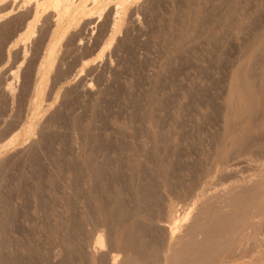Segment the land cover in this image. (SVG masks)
Wrapping results in <instances>:
<instances>
[{
  "label": "rangeland",
  "instance_id": "rangeland-1",
  "mask_svg": "<svg viewBox=\"0 0 264 264\" xmlns=\"http://www.w3.org/2000/svg\"><path fill=\"white\" fill-rule=\"evenodd\" d=\"M65 1L72 20L20 8L33 23L22 45L10 44L20 22L0 24V264H107L101 254L128 248L136 264H160L197 199L264 176V0ZM59 16L69 27L52 36ZM263 206L249 220L238 211L213 264H264Z\"/></svg>",
  "mask_w": 264,
  "mask_h": 264
},
{
  "label": "bare ground",
  "instance_id": "bare-ground-1",
  "mask_svg": "<svg viewBox=\"0 0 264 264\" xmlns=\"http://www.w3.org/2000/svg\"><path fill=\"white\" fill-rule=\"evenodd\" d=\"M60 1V0H59ZM62 2H63V0H61ZM55 2V3H54ZM64 2H66L65 0H64ZM63 2V3H64ZM104 2H105V0H97V1H95V3L100 7V8H102V4H104ZM57 3V0L56 1H54V0H0V15L2 16V14H3V16H2V18L0 17V24L1 23H5V21L7 22H9V24H7V25H13L14 23L16 24L17 22H20V24H18L19 25V27H18V25H16L17 26V28H15V30L12 32V37H15V35L14 34H17V32H19V31H21L22 29L23 30H25V32H23L22 33V31H21V33H20V35L18 36L17 35V37H16V40H14L12 37V41H14L13 43H11L10 41H7V42H10V44H13L14 46H19V45H22L23 43H22V41H24L23 40V37L26 35V34H28V33H30V32H27V31H29V30H31L32 28H33V23H32V21H27L28 23H26V25H24L23 23H21V21H20V19H23V18H21V17H23L22 16V14H19V12L21 11L20 10V8H22L24 5H25V7H28L29 8V13H27L28 12V9H27V12H25V13H27V15L26 16H28L29 14H30V16H28V18L30 17L31 18V20L32 19H34V18H38V17H40L41 15V11H40V9H43L44 7H46V10H48L49 9V11H50V9L52 8V10H51V14H52V16H51V19L52 18H55V16H57L58 14H62V17H63V15L65 14V16L67 17V19L68 18H70V17H72L71 16V14H73L72 12H71V10H70V8H68L67 7V5H65V6H60V5H58L59 3H57V5H58V8L59 7H61V8H56L57 6H55L54 4H56ZM55 6H53V5ZM42 5V7H40ZM51 5L53 6V7H51ZM63 5V4H62ZM24 7V8H25ZM54 8V9H53ZM71 8H73L72 6H71ZM137 8V7H136ZM23 9V8H22ZM32 11H31V10ZM20 10V11H19ZM25 10V9H24ZM74 10H76V7L74 8ZM78 10H81V11H83L81 8H79ZM77 10V11H78ZM73 11V10H72ZM81 11H79V14H83V15H85V13H82ZM22 13V12H21ZM71 13V14H70ZM50 14V15H51ZM21 15V16H20ZM48 16H49V14H47ZM101 16H103V14L101 13L100 14ZM45 17H47V16H45ZM60 17V18H59ZM55 21V27H56V30L55 31H53L52 32V36L53 35H55V34H57V33H59V30L60 29H62V28H67V27H69V20H66L65 18L66 17H64V18H62L61 16H59ZM100 17V16H99ZM27 17H25V20L26 19H28ZM62 18V19H61ZM96 18V17H95ZM42 19V18H41ZM73 19H74V17H73ZM87 19V21H88V23L87 24H90L91 23V25H92V20L94 19V17L92 16V18L90 17V18H86ZM47 20H48V18H47ZM50 20V19H49ZM70 20H72L71 18H70ZM84 19H82V21H83ZM23 21V20H22ZM45 21V20H44ZM74 21V20H73ZM86 21V22H87ZM40 22V21H39ZM70 22H72V21H70ZM83 22H85V21H83ZM85 22V23H86ZM41 23V22H40ZM96 23V22H95ZM73 24V23H72ZM81 24V23H80ZM79 24V25H80ZM84 24V23H83ZM86 24V25H87ZM97 24V23H96ZM2 25H4V24H2ZM7 25H4V26H2V27H4L5 29H6V27L5 26H7ZM43 25V24H42ZM15 26V27H16ZM113 26L114 27H112V31L114 32V31H116L118 28H119V22L117 21L116 23H115V25L113 24ZM116 26V27H115ZM40 27V26H39ZM91 27V26H90ZM10 28V27H9ZM36 28V27H35ZM35 28H34V30H35ZM8 29V28H7ZM40 30V29H39ZM69 30H70V28H69ZM36 31V30H35ZM58 31V32H57ZM62 31H65V30H63L62 29ZM71 31H73V30H70L69 32H71ZM7 32V31H6ZM5 32V33H6ZM15 32V33H14ZM34 31H32V33H33ZM40 32V31H39ZM112 32V33H113ZM8 33V32H7ZM37 33V32H36ZM35 33V34H36ZM0 34H2V33H0ZM9 34V33H8ZM38 34V33H37ZM61 35H62V33H61ZM60 35V36H61ZM1 36H3V35H1ZM8 36L9 35H7V38H8ZM29 36V35H28ZM57 36V35H56ZM10 37V36H9ZM10 38V39H11ZM25 38V37H24ZM26 38H27V36H26ZM39 38H41V35H40V37ZM61 38H63V36H61ZM260 38V37H259ZM9 39V38H8ZM9 39V40H10ZM55 39H57V38H55ZM38 40V39H37ZM3 41H5V40H3ZM59 41H61V39H59ZM58 41V44L60 43ZM68 41V40H67ZM257 41V40H256ZM264 41V40H263ZM54 42H56V41H53V43ZM34 43V42H33ZM52 43V45L50 46H48L46 49L48 50V52H46L44 55H45V57H44V59H46L47 60V64H48V66L50 67V65H51V62H52V59H53V55H54V53H55V44H53ZM66 43V42H65ZM262 43H264V42H262ZM5 44V43H4ZM9 43H7V48H6V54L8 55V54H10V52H8L9 50H12V47H13V45H10ZM26 44V43H25ZM9 46V47H8ZM65 46V45H64ZM62 47V46H61ZM17 47H15V49H16ZM9 49V50H8ZM14 49V48H13ZM13 51V50H12ZM57 51V50H56ZM91 51V50H90ZM96 51V50H95ZM101 51V50H100ZM62 52H63V50H62ZM63 54V53H62ZM65 54V53H64ZM106 54V53H105ZM104 54V55H105ZM90 55V54H89ZM95 55V54H94ZM107 56V55H106ZM109 56V55H108ZM104 57V56H103ZM110 57V56H109ZM8 58V57H7ZM75 58V57H74ZM105 58V57H104ZM23 59V58H22ZM23 60H25V58L23 59ZM106 60V59H105ZM60 61V60H59ZM85 61V60H84ZM21 62V61H20ZM22 62H24V61H22ZM59 63H61V62H59ZM45 64V60L43 61V63L40 65V68L38 69V72H37V77L39 78V74H42V73H44L45 71H43L42 72V69H43V65ZM21 65V64H20ZM59 65V64H58ZM67 65V64H66ZM22 66V65H21ZM20 66V67H21ZM45 66V65H44ZM60 66V65H59ZM58 67V66H57ZM75 67V66H74ZM42 68V69H41ZM57 69V68H56ZM90 69H92V68H90ZM43 70H45V69H43ZM86 71H88V70H86ZM54 72V71H53ZM57 72H58V70H57ZM13 73V72H12ZM67 73H69V72H67ZM70 73H71V71H70ZM74 73V72H73ZM14 74V73H13ZM60 74V73H59ZM12 74H11V72H10V76H11ZM44 77H45V73L44 74H42ZM57 75H58V73H57ZM67 75V74H66ZM81 75V74H80ZM9 76V75H8ZM9 76V77H10ZM13 76V75H12ZM62 76V75H61ZM65 76V75H64ZM59 77V76H58ZM57 77V78H58ZM79 77V76H78ZM248 77H249V75H248ZM38 78H37V80H38ZM43 77H41L40 79H42ZM60 78V77H59ZM250 78V77H249ZM11 79H12V77H11ZM39 79V80H40ZM81 79V78H80ZM9 80H10V78H9ZM15 80V79H14ZM45 80H46V78H45ZM13 81V80H12ZM82 81V80H81ZM80 81V82H81ZM246 81V80H245ZM40 82V81H39ZM38 82V83H39ZM58 83V82H57ZM250 83V82H249ZM36 84V83H35ZM84 84V83H83ZM251 84V83H250ZM255 84H257V83H255ZM41 85H42V82H40L39 83V85H36V87H34V89L38 92L39 90H40V88H41ZM244 85H246V84H244ZM249 85V84H248ZM56 86V85H55ZM73 86V85H72ZM254 87V86H253ZM258 87V86H257ZM69 88V87H68ZM70 88H71V86H70ZM79 88H81V87H79ZM83 88V87H82ZM88 88V87H87ZM65 89V88H64ZM67 90V89H66ZM87 90V89H86ZM34 91V90H33ZM35 91V92H36ZM43 91V90H42ZM42 91H41V93H42ZM73 91V90H72ZM89 91V90H88ZM9 92V91H8ZM90 92V91H89ZM10 94V93H9ZM34 95H36V94H34ZM64 96H65V93L63 94ZM250 95V94H249ZM8 96V95H7ZM16 96V95H15ZM253 96V95H252ZM63 97V96H62ZM249 97V96H248ZM35 100V102H36V99H34ZM261 101V100H260ZM47 102V101H46ZM254 102V101H253ZM261 103V102H260ZM254 105V104H253ZM35 106V105H34ZM38 106H41V105H38ZM230 108V107H229ZM264 109V108H263ZM229 111V110H228ZM35 112V111H34ZM258 112V111H257ZM260 113V112H259ZM258 114V113H257ZM231 115V114H230ZM48 116V115H47ZM247 116V115H246ZM263 116V115H262ZM39 117V116H38ZM37 117V118H38ZM260 119V118H259ZM28 120V119H27ZM34 120V119H33ZM244 120V119H243ZM9 121V120H8ZM7 122V121H6ZM45 122V121H44ZM9 123V122H8ZM15 123V122H14ZM13 123V124H14ZM36 123H37V121H36ZM38 123L40 124V122H39V119H38ZM240 123V122H239ZM239 123H237V124H239ZM42 124V123H41ZM47 124H48V122H47ZM235 124V123H234ZM250 124V123H249ZM38 125V124H37ZM44 126H45V124H43ZM260 125V124H259ZM7 126H9L8 124H7ZM18 126V125H17ZM35 127H33V128H37L36 127V124L34 125ZM31 127V125H29V128ZM257 127H259V126H257ZM6 128V127H5ZM12 128V127H11ZM8 129V128H7ZM14 129V128H13ZM17 129V128H16ZM10 130V129H9ZM12 131V130H11ZM17 131V130H16ZM34 131V130H33ZM231 131V130H230ZM31 132H32V130H31ZM2 133H3V131H2ZM6 132H4L3 134H5ZM12 133H13V131H12ZM31 134H33V132L31 133ZM35 134V133H34ZM38 134V133H37ZM36 134V135H37ZM8 135V134H7ZM124 135V134H123ZM2 136H4V135H2ZM6 136V135H5ZM13 136V135H12ZM228 136V135H227ZM8 137V136H7ZM14 137V136H13ZM29 137V136H28ZM39 137V136H38ZM37 137V138H38ZM1 138H3V137H1ZM133 139V138H132ZM1 140V139H0ZM12 140H13V138H12ZM14 140H15V138H14ZM35 140V139H34ZM248 140V139H247ZM7 141H9V140H7ZM6 141V142H7ZM221 141H222V139H221ZM11 142V141H10ZM33 143V142H32ZM3 144V143H2ZM35 144V143H34ZM5 145V144H4ZM7 145V144H6ZM12 144H10V146H11ZM1 146V145H0ZM3 147V146H2ZM2 147H0V148H2ZM6 147V146H5ZM4 147V148H5ZM8 147V146H7ZM28 147V146H27ZM27 147H25L26 149H27ZM237 147V146H236ZM24 148V149H25ZM28 149H29V147H28ZM237 150V149H236ZM16 151V150H15ZM27 151V150H26ZM20 152V151H19ZM17 153V152H16ZM23 153V152H22ZM21 154V153H20ZM9 156H11V155H9ZM5 159V158H4ZM12 159V158H11ZM5 161H7L6 159H5ZM87 162V161H86ZM4 164V163H3ZM90 164H91V162H90ZM261 165V164H260ZM258 166V165H257ZM90 167V166H89ZM253 169V168H252ZM251 169V170H252ZM255 169V168H254ZM256 170V169H255ZM92 171H94V170H92ZM96 171V170H95ZM94 171V172H95ZM248 171V170H247ZM89 172H91V171H89ZM88 174V173H87ZM244 174V173H243ZM260 174V173H259ZM94 175V174H93ZM245 175V174H244ZM253 176H255V175H253ZM94 177V176H93ZM243 177V176H242ZM68 179V178H67ZM93 179V178H92ZM234 179V178H233ZM249 179V178H248ZM251 179V178H250ZM238 180V179H237ZM247 180V179H246ZM71 181V180H70ZM93 181V180H92ZM235 181H236V179H235ZM242 181V180H241ZM69 182V181H68ZM244 182V181H243ZM90 183V182H89ZM232 183V182H231ZM70 185V184H69ZM69 185H68V187H69ZM73 185V184H72ZM231 184H229V186H230ZM71 187V186H70ZM225 187H226V185H225ZM235 187H236V185H235ZM65 188H67V187H65ZM64 188V189H65ZM72 188V187H71ZM230 189V188H229ZM194 190V189H193ZM223 190V189H222ZM226 191V190H225ZM225 191H223L224 193H225ZM193 192V191H192ZM213 192H214V190H213ZM220 192V191H219ZM205 193H207V192H205ZM218 194V193H217ZM215 195V194H214ZM209 196V197H205L204 198V200H202V201H198L197 202V200H196V202H194L195 204H196V206L195 207H193V209H190L189 211H186L185 213L183 212V216L181 217V219H179V220H177V221H175V222H173L174 223V225H171V226H173V227H171V228H169V231H170V241H169V246H167V248L165 249V250H163V260H162V262L160 263V264H213L212 262H215L214 260H213V258L214 257H218L219 256V258L222 256L221 254H223V252L227 249V247L229 246V249H230V247H232V246H230L231 245V241H226L225 240V237L227 236V234L229 233V229L231 230V228L233 227V223H231V221L233 220V218H235L236 216L238 217V211L239 210H241L242 209V213L241 214H245V218L246 219H250V218H253L254 216H255V214H256V211L254 210L255 209V207H254V203L257 201V200H260V201H262V202H264V176H259V177H257L255 180L253 179V181L252 180H250L248 183H246V184H242L241 186H239V187H236V188H232V190L231 191H226V193L225 194H222V195H216V196ZM197 196V195H196ZM199 196V195H198ZM197 196V197H198ZM201 197V196H200ZM199 197V198H200ZM162 199V198H161ZM164 199V198H163ZM200 199H203V198H200ZM199 199V200H200ZM165 200V199H164ZM193 200H194V197H193ZM192 200V201H193ZM160 201V200H159ZM161 203V202H160ZM187 205V204H186ZM210 205H214V206H212L214 209H213V211L211 212V210L212 209H210V208H207V206H210ZM192 206V205H191ZM191 206H190V208H191ZM264 207V206H263ZM116 208V207H115ZM165 208V207H164ZM163 208V209H164ZM154 209V208H153ZM183 209H184V207H183ZM257 209V208H256ZM149 210V209H148ZM209 210V211H208ZM68 211V210H67ZM152 212V211H151ZM160 212V211H159ZM164 212V211H163ZM240 212V211H239ZM161 213V212H160ZM237 214V215H236ZM149 215V214H148ZM154 215V214H153ZM177 215H178V213H177ZM236 215V216H235ZM123 216V215H122ZM162 216H164L163 214H162ZM161 216V217H162ZM241 216V215H240ZM112 217V216H111ZM125 217V216H124ZM156 217V216H155ZM90 218V217H89ZM109 218V217H108ZM108 218H107V220H108ZM114 218V217H113ZM110 219V218H109ZM118 219V218H117ZM116 219V220H117ZM113 220V219H112ZM123 220V219H122ZM124 220H125V218H124ZM236 220V219H235ZM93 221V220H92ZM91 221V222H92ZM99 221V220H98ZM120 221V220H119ZM234 221V220H233ZM243 221V220H242ZM94 222V221H93ZM92 222V223H93ZM103 222V221H102ZM105 222H107V221H105ZM104 222V223H105ZM113 222H115V221H113ZM246 222H247V220H246ZM146 223V222H145ZM235 223V222H234ZM97 224H99V223H97ZM109 224V223H108ZM111 224V223H110ZM144 224V223H143ZM163 224V223H162ZM241 224V223H240ZM240 224H238L237 225V227L240 225ZM246 224V223H245ZM245 224H244V227H245ZM101 225V224H100ZM103 226L105 225V224H102ZM100 226V227H103V226ZM113 225V224H112ZM140 225H141V223H140ZM145 225V224H144ZM157 225V224H156ZM158 226H159V229H161L162 227L165 229L166 228V226H163V225H161V224H158ZM157 226V227H158ZM105 227V226H104ZM109 227V226H108ZM130 227V226H129ZM144 227V226H143ZM148 227V226H147ZM161 227V228H160ZM243 227V226H242ZM96 228H98V227H96ZM128 228V227H127ZM130 228H132V227H130ZM130 228H128V229H130ZM162 228V229H163ZM168 228V227H167ZM240 228V227H239ZM257 228V227H256ZM101 229V228H100ZM106 230H107V228H105ZM109 229V228H108ZM112 229V228H111ZM120 229V228H119ZM127 229V230H128ZM134 229V228H133ZM138 229H141V227L140 228H138ZM153 229V228H152ZM236 229H238V228H236ZM236 229H235V231H236ZM244 229V228H243ZM249 229V228H248ZM247 229V230H248ZM110 230V229H109ZM126 230V228H125V231H127ZM137 230V229H136ZM148 230V229H147ZM146 230V231H147ZM150 230V229H149ZM167 230V229H166ZM165 230V231H166ZM238 230H240V229H238ZM254 230V229H253ZM96 231V230H95ZM101 231H102V229H101ZM108 231V230H107ZM106 231V232H107ZM118 231V230H117ZM155 231V230H154ZM162 231H164V230H162ZM262 231H263V229H262ZM110 232V231H109ZM108 232V233H109ZM129 232V231H128ZM148 232V231H147ZM160 232V231H159ZM253 232V231H252ZM99 233V232H98ZM112 233V232H111ZM131 233V232H130ZM129 233V234H130ZM150 233V232H149ZM155 233V232H154ZM153 233V234H154ZM236 233V232H235ZM244 233H246V231L244 232ZM248 233V232H247ZM102 234H104V232L102 231ZM132 234V233H131ZM128 235V236H126V238L127 237H129V236H132V235ZM142 234V233H141ZM148 234V233H147ZM167 235V234H166ZM228 235H230V234H228ZM246 235V234H245ZM98 236V235H97ZM157 236V235H156ZM159 236H161V235H159ZM159 236H158V239H159ZM240 236V235H239ZM238 236V237H239ZM103 237H104V235H103ZM103 237H102V235H99L94 241H96V245H97V247L98 246H100V247H103ZM146 237V236H145ZM154 237V236H153ZM167 237H168V235H167ZM224 238L223 239V241H221V240H219V238ZM88 238V237H87ZM109 238H110V236H109ZM133 238V237H132ZM131 238V239H132ZM135 238V237H134ZM163 238V237H162ZM259 238V237H258ZM156 239V238H155ZM164 239V238H163ZM109 240V239H108ZM111 240V239H110ZM123 240V239H122ZM126 240V239H125ZM124 240V241H125ZM129 239L127 238V240L126 241H128ZM150 240V239H149ZM160 240V239H159ZM228 240V239H227ZM247 240V239H246ZM124 241H122V242H124ZM131 241H133V240H131ZM130 241V242H131ZM154 241V240H153ZM156 241H157V239H156ZM112 242V241H111ZM121 242V243H122ZM145 242V241H144ZM162 242V241H161ZM234 242V241H233ZM240 240H236V242H234L232 245H234L233 247H239L238 248V250L240 249V247L241 246H243V244H241L242 242H240ZM138 243V242H137ZM136 243V244H137ZM241 244L240 246L238 245L237 246V244ZM110 244V243H109ZM144 244V243H143ZM235 244H236V246H235ZM247 245L248 244V242L247 243H245L244 242V245ZM56 245V244H55ZM61 245V244H60ZM93 245H94V243H93ZM95 245V246H96ZM124 245H126V244H124ZM127 245H129V244H127ZM251 245H252V243H251ZM251 245H250V247H251ZM254 245V244H253ZM94 246V247H95ZM110 246H111V244H110ZM109 245L107 246L108 248L110 247ZM113 246V245H112ZM131 246V245H130ZM261 246H262V244H261ZM40 247V246H39ZM66 247V246H65ZM81 247V246H80ZM94 247H92V249H91V251L94 249L95 250V248ZM100 247H98V248H100ZM106 247V246H105ZM115 246H113V248H114ZM122 247H124V246H122ZM121 247V248H122ZM249 247V246H248ZM255 247V246H254ZM55 248V247H54ZM57 248V247H56ZM86 248V247H85ZM107 248V249H108ZM135 248V247H134ZM262 248H264V247H262ZM43 249H44V247H43ZM50 249V248H49ZM52 249V248H51ZM50 249V250H51ZM101 249V248H100ZM124 249H126L125 247H124ZM129 249V248H128ZM128 249H126V251L128 250ZM132 249V248H131ZM135 249H137V248H135ZM140 249V248H139ZM161 249V248H160ZM163 249V248H162ZM237 249V248H236ZM251 249V248H250ZM259 249V248H258ZM39 250V249H38ZM47 250V249H46ZM45 250V251H46ZM54 250H56V249H54ZM103 250V251H102ZM106 250V249H105ZM105 250L104 249H101L100 251H102V252H105ZM150 250V249H149ZM237 250V251H238ZM241 251H243L242 249H240ZM240 250H239V252H240ZM245 250H247V249H245ZM254 250H256V248L254 249ZM35 251V250H34ZM44 251V250H43ZM49 251V250H48ZM58 251V250H57ZM85 251V250H84ZM95 251H98V249L96 248V250ZM109 252H107V253H104V254H101L102 256H105L104 258L106 259V262H107V264H108V262H109V264H136L138 261H136L135 260V257H134V259H131V258H129V255H126V251L125 250H123V249H121V251H119V252H114V251H111L110 249L108 250ZM129 251V250H128ZM138 251V250H137ZM253 251V250H252ZM40 252V251H39ZM52 252V251H51ZM83 252V251H82ZM147 252V251H146ZM254 252V251H253ZM257 252V251H256ZM48 253V252H47ZM54 253V252H53ZM57 253V252H56ZM60 253V252H59ZM87 253V252H86ZM131 253H133V252H131ZM130 253V254H131ZM155 253V252H154ZM154 253H152V254H154ZM158 253V252H157ZM242 254L244 253V251L243 252H241ZM85 254V253H84ZM98 255L100 254V253H97ZM133 254H135V253H133ZM132 254V255H133ZM140 254V253H139ZM144 254V253H143ZM146 254V253H145ZM145 254H144V256H145ZM160 254V253H159ZM234 254V253H233ZM251 254V253H250ZM48 255H50V254H48ZM52 255V254H51ZM101 255H99V257L101 256ZM142 255V254H141ZM221 255V256H220ZM238 255V254H237ZM253 255V254H252ZM44 256V255H43ZM54 256V255H53ZM64 256V255H63ZM86 256V255H85ZM101 256V257H102ZM158 256V255H157ZM160 256V255H159ZM229 256H230V254H229ZM244 256V255H243ZM246 256V255H245ZM255 256V255H254ZM59 257V256H58ZM65 257V256H64ZM99 257H97V258H99ZM130 257H132V256H130ZM150 257V256H149ZM232 257V256H231ZM263 258H264V256H262ZM262 257H257L258 259L260 258H262ZM83 258V257H82ZM95 258V257H94ZM151 258V257H150ZM218 258V259H219ZM42 259V258H41ZM47 259V258H46ZM84 259V258H83ZM99 259H102V258H99ZM155 259V258H154ZM232 259V258H231ZM249 259V258H248ZM259 259V260H260ZM56 260V259H55ZM61 260V259H60ZM64 260V259H63ZM134 260H135V262H134ZM138 260V259H137ZM240 260H242V259H240ZM244 260V259H243ZM43 261V260H42ZM49 261V260H48ZM54 261V260H53ZM86 261V260H85ZM104 261V260H103ZM159 261V260H158ZM261 261H262V259H261ZM58 263V262H57ZM63 263V262H62ZM93 263V262H92ZM104 263H105V261H104ZM103 263V264H104ZM149 263H151V262H149ZM156 263V262H155ZM226 263V262H225ZM224 263V264H225ZM237 263V262H236ZM51 264V263H50ZM98 264H99V262H98ZM102 264V263H101ZM106 264V263H105ZM140 264V263H139ZM234 264V263H233ZM253 264H257V263H253ZM259 264H260V262H259Z\"/></svg>",
  "mask_w": 264,
  "mask_h": 264
}]
</instances>
